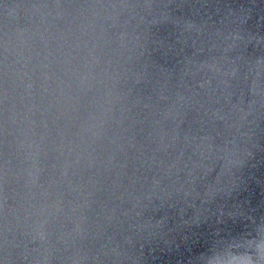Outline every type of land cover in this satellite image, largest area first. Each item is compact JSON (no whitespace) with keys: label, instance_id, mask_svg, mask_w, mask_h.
I'll list each match as a JSON object with an SVG mask.
<instances>
[{"label":"water","instance_id":"water-1","mask_svg":"<svg viewBox=\"0 0 264 264\" xmlns=\"http://www.w3.org/2000/svg\"><path fill=\"white\" fill-rule=\"evenodd\" d=\"M264 264V0H0V264Z\"/></svg>","mask_w":264,"mask_h":264},{"label":"clouds","instance_id":"clouds-1","mask_svg":"<svg viewBox=\"0 0 264 264\" xmlns=\"http://www.w3.org/2000/svg\"><path fill=\"white\" fill-rule=\"evenodd\" d=\"M209 264H211V262H209Z\"/></svg>","mask_w":264,"mask_h":264}]
</instances>
